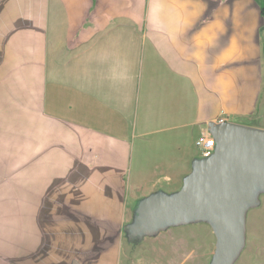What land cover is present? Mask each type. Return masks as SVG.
I'll use <instances>...</instances> for the list:
<instances>
[{
  "label": "crops",
  "instance_id": "crops-1",
  "mask_svg": "<svg viewBox=\"0 0 264 264\" xmlns=\"http://www.w3.org/2000/svg\"><path fill=\"white\" fill-rule=\"evenodd\" d=\"M263 39L258 0H0V264H115L132 190L181 191L221 116L263 127Z\"/></svg>",
  "mask_w": 264,
  "mask_h": 264
},
{
  "label": "water",
  "instance_id": "water-1",
  "mask_svg": "<svg viewBox=\"0 0 264 264\" xmlns=\"http://www.w3.org/2000/svg\"><path fill=\"white\" fill-rule=\"evenodd\" d=\"M215 153L200 160L185 187L172 195L153 194L137 206L133 236L165 223L209 220L219 236L216 264H230L241 249L244 214L264 187V128L238 122L214 123ZM134 230V231H133Z\"/></svg>",
  "mask_w": 264,
  "mask_h": 264
},
{
  "label": "rangeland",
  "instance_id": "rangeland-1",
  "mask_svg": "<svg viewBox=\"0 0 264 264\" xmlns=\"http://www.w3.org/2000/svg\"><path fill=\"white\" fill-rule=\"evenodd\" d=\"M261 70L264 74V61L261 63ZM259 107L254 120L264 128V90ZM244 123L251 124L249 120ZM134 193L144 195L134 190L130 192L127 206V210L131 209L130 216L124 219L120 211L117 214L116 219L119 220L115 224V264H216L219 236L216 227L209 220L169 222L133 236L129 224L133 225L138 220L137 205L143 199L134 201ZM253 194L256 201L246 208L244 214L243 243L230 264H264V187H255ZM97 226L101 231L107 230L105 224L98 223ZM103 240L101 239L98 248L96 246V251H101L106 246V240ZM93 258L96 261V257Z\"/></svg>",
  "mask_w": 264,
  "mask_h": 264
},
{
  "label": "built area",
  "instance_id": "built-area-1",
  "mask_svg": "<svg viewBox=\"0 0 264 264\" xmlns=\"http://www.w3.org/2000/svg\"><path fill=\"white\" fill-rule=\"evenodd\" d=\"M227 121L224 116L218 118L217 123ZM197 147L203 157L212 156L217 147V141L215 136L211 132H203L196 140Z\"/></svg>",
  "mask_w": 264,
  "mask_h": 264
},
{
  "label": "trees",
  "instance_id": "trees-1",
  "mask_svg": "<svg viewBox=\"0 0 264 264\" xmlns=\"http://www.w3.org/2000/svg\"><path fill=\"white\" fill-rule=\"evenodd\" d=\"M258 2L261 5L262 11H263V17H264V0H258Z\"/></svg>",
  "mask_w": 264,
  "mask_h": 264
}]
</instances>
